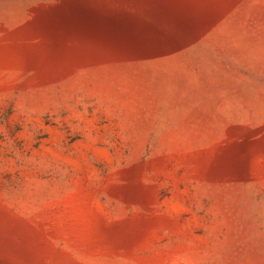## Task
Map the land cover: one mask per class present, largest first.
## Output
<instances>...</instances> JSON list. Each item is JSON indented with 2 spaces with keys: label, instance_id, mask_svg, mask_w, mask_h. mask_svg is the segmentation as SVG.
I'll use <instances>...</instances> for the list:
<instances>
[{
  "label": "rangeland",
  "instance_id": "rangeland-1",
  "mask_svg": "<svg viewBox=\"0 0 264 264\" xmlns=\"http://www.w3.org/2000/svg\"><path fill=\"white\" fill-rule=\"evenodd\" d=\"M0 264H264V0H0Z\"/></svg>",
  "mask_w": 264,
  "mask_h": 264
},
{
  "label": "water",
  "instance_id": "water-1",
  "mask_svg": "<svg viewBox=\"0 0 264 264\" xmlns=\"http://www.w3.org/2000/svg\"><path fill=\"white\" fill-rule=\"evenodd\" d=\"M161 62H164V63L160 64V67L168 69L171 65L177 64L178 61H177V59H175V60L165 59V60H162ZM158 64L159 63H156V65H158Z\"/></svg>",
  "mask_w": 264,
  "mask_h": 264
},
{
  "label": "bare ground",
  "instance_id": "bare-ground-1",
  "mask_svg": "<svg viewBox=\"0 0 264 264\" xmlns=\"http://www.w3.org/2000/svg\"><path fill=\"white\" fill-rule=\"evenodd\" d=\"M25 22V21H24Z\"/></svg>",
  "mask_w": 264,
  "mask_h": 264
}]
</instances>
